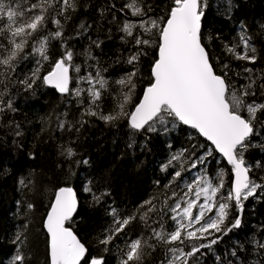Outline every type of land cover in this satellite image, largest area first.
<instances>
[{
  "label": "snow or ice",
  "instance_id": "snow-or-ice-1",
  "mask_svg": "<svg viewBox=\"0 0 264 264\" xmlns=\"http://www.w3.org/2000/svg\"><path fill=\"white\" fill-rule=\"evenodd\" d=\"M79 7L80 0H0V122L3 126L11 123L5 119L6 114L17 111L13 89L29 92L42 84L71 97L81 109L75 124L57 116V127L61 130L66 125L69 129L76 125L83 127L89 123L85 117H94L113 127L125 121L131 130L128 144L131 148L136 134H143L147 142L150 133L167 132L170 125L179 122L206 138L213 148L206 149L207 155L203 156L197 155V146L192 145L191 153L183 149L163 165L165 171L175 168L174 161L181 166L170 173L172 179L164 186L162 200L151 196L127 213L110 205L106 211L111 222L97 236L95 249L74 231L79 208L77 192L71 186L59 187L42 220L49 264H108L109 252L114 253L117 264H145L158 248L163 253L158 264H201V257L243 226L245 201L264 193V176L253 179L250 175L253 166L246 160L250 149L264 150V143H254L257 136L264 135V119L260 118L264 116V102H258L264 97V69L249 66L257 63L260 54L242 28L238 42L223 44L225 56H214L205 42H210L212 37L204 35L207 8L204 0H172L164 16L159 17L149 15L154 11L152 4L130 0L118 11L129 9L132 16L140 18L138 22L124 20L120 28L125 34L121 39L132 37L135 51L126 60L132 68L112 82L118 86L113 88L103 74L107 68L92 53L93 47L100 48L103 41L90 40L88 48L77 53L68 43L72 37L65 36V24ZM107 7L117 11L116 4ZM104 11L100 9L101 15ZM90 27L82 22L77 35ZM53 41L60 42L55 45L58 49L55 57L51 55ZM145 48H155L157 54L151 61L142 97L133 103L137 83L144 78L140 62L148 55ZM77 56H83L82 64L74 63ZM229 57L231 61L245 63L234 68ZM33 62L35 67L26 73L18 72L21 65L27 67ZM45 64L49 70L41 75ZM73 73L78 74L76 79L81 86L70 87ZM112 92L116 93L115 106L105 111V100ZM62 115L67 117V112ZM19 127L16 124L17 136L22 135ZM62 148L61 155L68 160L77 154L70 146ZM213 152L230 165V187L226 188L225 170L221 169L215 178L206 175L207 157ZM189 160L191 168L200 166L203 171L193 183L182 184L183 174L188 171L183 163ZM88 163L87 159L75 161L77 167ZM19 184L30 191V186H34L32 180L26 183L21 179ZM91 184L88 181L84 191L92 193L93 203L100 204L103 197L110 195L106 191L97 195ZM35 209L31 202L24 205V223L17 226L11 239L16 247L10 264H33L29 225L30 214ZM165 217L171 222L168 227ZM17 218H21L19 213ZM133 222L143 223L148 234L133 238L129 228ZM154 224L158 227H153ZM249 243L254 247L240 244L239 249L234 247L224 258L220 255L215 258L220 264H234L227 256L235 258L236 264H264V233L259 239L253 236Z\"/></svg>",
  "mask_w": 264,
  "mask_h": 264
},
{
  "label": "trees",
  "instance_id": "trees-1",
  "mask_svg": "<svg viewBox=\"0 0 264 264\" xmlns=\"http://www.w3.org/2000/svg\"><path fill=\"white\" fill-rule=\"evenodd\" d=\"M128 2L129 0H80L81 7L64 27L65 36L72 37L68 43L74 46L77 53L88 48L90 40L103 41L100 48L93 47L92 53L100 60L101 66L107 68V72L103 74L113 88L118 86L112 82L122 78L132 68L126 60L135 51L131 43L132 37L121 39L125 36L120 31L122 21L136 22L140 19L132 16L129 9L118 11ZM145 2L154 7V11L149 15L159 17L164 16L172 0ZM204 2L207 4L203 18L204 35L212 37L210 42L207 40L205 42L212 49L213 55L225 56L223 44L238 42L243 28L252 38L260 54L257 63L249 66L257 70L264 69V0H204ZM111 4H116V12L108 10L107 6ZM101 8L105 9L103 15L100 12ZM113 15L116 17L115 20ZM82 22L91 27L84 34L77 35ZM59 43L52 42L53 57L58 51L55 45ZM145 51L148 55L142 57L140 62L144 78L137 83L133 103L138 102L142 96L148 83L151 61L157 54L155 48H145ZM228 59L234 68L245 63L231 61L230 57ZM83 60V56H77L74 63L82 64ZM32 67H35L34 62L27 64V67L21 65L18 72L24 74ZM48 70L49 66L45 64L41 69V75H45ZM77 75L73 73L74 79L70 87L81 86L76 79ZM13 95V105L17 111L6 114L5 119L11 122L9 126H3L0 122V264H10L11 256L15 254L16 246L11 243V239L17 226L24 223L23 211L26 202L36 205L35 211L30 214V258L33 264H49L47 238L42 220L48 205L52 202L53 193L59 187L71 186L77 192L79 210L74 231L82 241L95 249L97 236L111 222V217L106 211L110 205L119 208L122 213H127L151 196L162 200L164 186L172 179L170 173L179 170L181 166L174 161L175 168L170 167L165 171L163 165L183 149H188L191 153L192 145L197 146V155L206 156L205 150L212 149L195 130L179 122H176L175 126L170 125L167 132L150 133L147 142L143 134H136L135 144L131 148L128 147L131 130L125 121H120L117 127H113L94 117H85L89 123L83 127L76 125L69 129L66 125L61 130L57 127V116L73 124L80 118L81 109L71 97L62 96L42 84L29 92L13 89ZM115 97L116 93L112 92L105 100V111L115 106ZM258 102H264V97H260ZM65 112L67 117L62 115ZM260 118L264 119V116ZM16 124L20 126L19 131L22 132L20 136L16 135ZM254 143H264V135L257 136ZM62 146L72 147L77 153L76 156L71 160L66 159L61 155ZM83 159L89 161L88 165L80 164L77 167L75 161ZM246 160L253 166L250 173L253 179L258 180L264 176V150L259 147L250 149L246 154ZM190 163V160L183 163V167L188 171L183 174L182 184L193 183L197 170L200 173L203 171L200 166L196 169L191 168ZM256 164L262 167H255ZM221 169L226 173V188L230 187L232 179L230 167L213 152L212 156L207 157L206 175L215 178ZM21 179L26 183L29 180L34 182V186H30L31 191L19 184ZM88 181H92L90 186L97 195L105 191L110 195L103 197L100 204L93 203L92 193L84 191ZM18 213L20 219L17 218ZM170 223L165 217V226L168 227ZM153 227L158 225L154 224ZM129 228L133 238L141 233L148 234L147 227L140 222H133ZM261 233H264V193L245 201L243 226L224 237L214 246L213 251H208L206 256L201 257V264H220L215 256L220 255L224 258L234 247L239 249L240 244L245 248L254 247L249 242L253 236L259 239ZM92 254L96 253L93 251ZM255 255L253 252L252 257L255 258ZM243 256L244 253H241L242 259ZM162 258L163 253L158 248L146 259L145 264H158ZM106 259L108 264H117L112 252L107 254ZM227 259H232L236 264L235 258L227 256Z\"/></svg>",
  "mask_w": 264,
  "mask_h": 264
},
{
  "label": "water",
  "instance_id": "water-1",
  "mask_svg": "<svg viewBox=\"0 0 264 264\" xmlns=\"http://www.w3.org/2000/svg\"><path fill=\"white\" fill-rule=\"evenodd\" d=\"M48 87V86H47ZM48 88H50V87H48ZM52 89V88H51ZM55 90V89H54ZM56 91V90H55ZM57 92V91H56ZM58 93V92H57ZM58 94H60V93H58ZM61 95V94H60ZM142 97V96H141ZM186 127H188V128H190V126H186ZM203 140H205L206 141V138H203V137H201ZM207 143H209L210 145H211V143L210 142H208V141H206ZM211 147L213 148V146L211 145ZM220 157H221V159L227 164V162H226V160L219 154V153H217ZM228 165V164H227ZM229 167H230V165H228ZM231 182H232V179H231ZM75 190V189H74ZM77 197H78V194H77ZM78 200H79V197H78ZM78 210H79V208H78Z\"/></svg>",
  "mask_w": 264,
  "mask_h": 264
},
{
  "label": "rangeland",
  "instance_id": "rangeland-1",
  "mask_svg": "<svg viewBox=\"0 0 264 264\" xmlns=\"http://www.w3.org/2000/svg\"><path fill=\"white\" fill-rule=\"evenodd\" d=\"M129 2H130V0H129ZM138 21H139V20H138ZM138 21H136V22H138ZM200 174H201V173L199 172V170H197L196 175H195V177L193 178V182H194V179H195L196 177H198ZM209 178H210V177H209Z\"/></svg>",
  "mask_w": 264,
  "mask_h": 264
}]
</instances>
